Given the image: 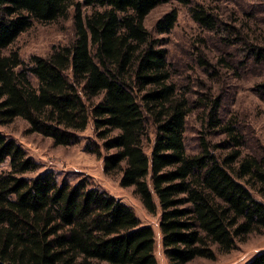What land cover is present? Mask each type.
Segmentation results:
<instances>
[{
  "label": "trees",
  "instance_id": "obj_1",
  "mask_svg": "<svg viewBox=\"0 0 264 264\" xmlns=\"http://www.w3.org/2000/svg\"><path fill=\"white\" fill-rule=\"evenodd\" d=\"M229 1L231 12L196 0H0V124L22 118L30 133L67 146L92 120L98 140L86 150L150 213L157 195L171 264L215 260L264 234V143L251 144L239 112L225 113L231 79L250 80L264 101V17L245 0ZM173 2L189 7L207 34L200 41L215 51H196L194 76L205 80L184 77L146 25ZM70 18L66 44L29 60L15 48L35 24ZM178 18L171 9L157 32ZM194 116L201 129L192 151ZM40 168L0 130V264H160L155 229L133 206L89 177L60 180ZM246 264H264V251Z\"/></svg>",
  "mask_w": 264,
  "mask_h": 264
},
{
  "label": "rangeland",
  "instance_id": "obj_2",
  "mask_svg": "<svg viewBox=\"0 0 264 264\" xmlns=\"http://www.w3.org/2000/svg\"><path fill=\"white\" fill-rule=\"evenodd\" d=\"M222 5L234 10L235 5L229 0H196ZM250 9H256L260 17H264V0H245ZM178 8L179 18L175 27L169 33H158L156 24L158 20L168 11ZM146 25L155 37L161 40L163 45L169 49L170 60L177 65V69L183 71L184 77L191 76L200 79L206 76L199 72L197 76L193 69L196 65V51L198 47L205 48L209 53L215 52L203 46L201 37L207 34L199 27L189 11V7L178 2L165 3L154 9L146 20ZM74 36L72 19L55 24H35L30 30L23 33L15 44L23 58L29 60L34 54H47L55 45L66 44ZM200 71V69H199ZM181 74V73H180ZM253 82L229 80V88L226 91L225 113L230 118L234 112H239V117L250 131V142L260 139L264 143V101L261 95L253 88ZM200 123L196 117L191 119L187 143L190 150L198 149L200 135ZM0 130L5 134L16 138L41 165L40 170L53 169L59 174L60 180H78L89 177L95 184L108 190L113 195L133 206L138 216L145 224H150L156 233V254L160 264H171L165 253L163 234L160 227L161 208L157 195L155 199L159 205L158 213H150L143 205L141 199L134 192V187H123L120 179L115 174L105 171L104 160L97 154L86 150L90 140H98L94 124L91 120L88 128L82 134V140L72 145H56L52 138L38 133H30L28 124L22 118L16 119L8 125H1ZM216 136L214 141L221 139ZM148 151L149 148H148ZM10 161L3 164L1 169H9ZM264 251V234H254L245 242H239L235 250L229 254L219 255L217 259L211 260L198 258L191 264H246L256 254Z\"/></svg>",
  "mask_w": 264,
  "mask_h": 264
}]
</instances>
